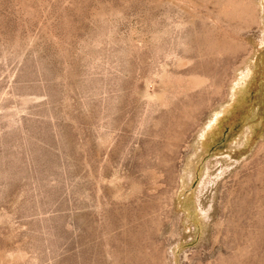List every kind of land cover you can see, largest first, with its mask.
<instances>
[{
  "label": "rangeland",
  "instance_id": "374dc122",
  "mask_svg": "<svg viewBox=\"0 0 264 264\" xmlns=\"http://www.w3.org/2000/svg\"><path fill=\"white\" fill-rule=\"evenodd\" d=\"M0 264H264V0H0Z\"/></svg>",
  "mask_w": 264,
  "mask_h": 264
},
{
  "label": "bare ground",
  "instance_id": "6f19581e",
  "mask_svg": "<svg viewBox=\"0 0 264 264\" xmlns=\"http://www.w3.org/2000/svg\"><path fill=\"white\" fill-rule=\"evenodd\" d=\"M156 176V175H155ZM156 178H154V180H155ZM155 185H157V179L155 180ZM156 188V187H155Z\"/></svg>",
  "mask_w": 264,
  "mask_h": 264
}]
</instances>
